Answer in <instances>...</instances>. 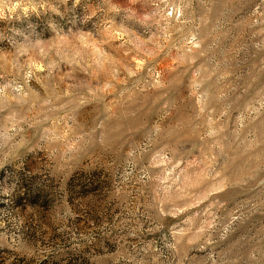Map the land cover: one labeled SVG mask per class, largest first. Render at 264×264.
I'll return each mask as SVG.
<instances>
[{"label":"rangeland","instance_id":"374dc122","mask_svg":"<svg viewBox=\"0 0 264 264\" xmlns=\"http://www.w3.org/2000/svg\"><path fill=\"white\" fill-rule=\"evenodd\" d=\"M0 264H264V0H0Z\"/></svg>","mask_w":264,"mask_h":264}]
</instances>
